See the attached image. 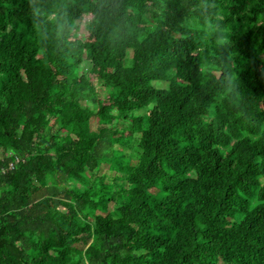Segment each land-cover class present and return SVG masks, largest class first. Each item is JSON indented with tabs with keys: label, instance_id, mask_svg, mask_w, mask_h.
<instances>
[{
	"label": "trees",
	"instance_id": "trees-1",
	"mask_svg": "<svg viewBox=\"0 0 264 264\" xmlns=\"http://www.w3.org/2000/svg\"><path fill=\"white\" fill-rule=\"evenodd\" d=\"M0 264H264V0H0Z\"/></svg>",
	"mask_w": 264,
	"mask_h": 264
},
{
	"label": "rangeland",
	"instance_id": "rangeland-1",
	"mask_svg": "<svg viewBox=\"0 0 264 264\" xmlns=\"http://www.w3.org/2000/svg\"><path fill=\"white\" fill-rule=\"evenodd\" d=\"M88 19H86V21H87ZM83 67L84 68H86V64H84L83 65ZM154 86L155 87H164L165 85H164V82H156V83H154ZM95 126H96V123L94 122V121H92V128H95ZM127 151V150H126ZM101 174H103V175H105L107 178H106V181L108 182L109 180V178L108 177H110L111 176V174H112V172L111 171H109L108 170V167L107 166H102V168H101Z\"/></svg>",
	"mask_w": 264,
	"mask_h": 264
},
{
	"label": "built area",
	"instance_id": "built-area-1",
	"mask_svg": "<svg viewBox=\"0 0 264 264\" xmlns=\"http://www.w3.org/2000/svg\"><path fill=\"white\" fill-rule=\"evenodd\" d=\"M12 167H13V165H12V164H10V165H9V168H12Z\"/></svg>",
	"mask_w": 264,
	"mask_h": 264
}]
</instances>
